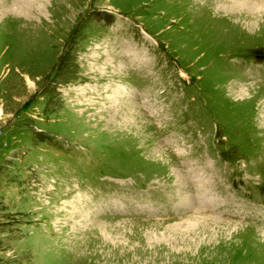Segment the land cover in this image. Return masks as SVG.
Segmentation results:
<instances>
[{
	"label": "rangeland",
	"instance_id": "374dc122",
	"mask_svg": "<svg viewBox=\"0 0 264 264\" xmlns=\"http://www.w3.org/2000/svg\"><path fill=\"white\" fill-rule=\"evenodd\" d=\"M0 264H264V0H0Z\"/></svg>",
	"mask_w": 264,
	"mask_h": 264
},
{
	"label": "bare ground",
	"instance_id": "6f19581e",
	"mask_svg": "<svg viewBox=\"0 0 264 264\" xmlns=\"http://www.w3.org/2000/svg\"><path fill=\"white\" fill-rule=\"evenodd\" d=\"M207 1V0H206ZM212 2H214V1H212ZM70 245V244H69ZM72 245V244H71Z\"/></svg>",
	"mask_w": 264,
	"mask_h": 264
}]
</instances>
